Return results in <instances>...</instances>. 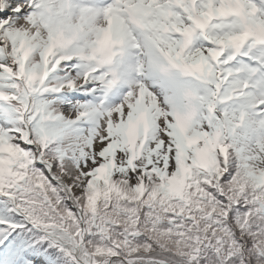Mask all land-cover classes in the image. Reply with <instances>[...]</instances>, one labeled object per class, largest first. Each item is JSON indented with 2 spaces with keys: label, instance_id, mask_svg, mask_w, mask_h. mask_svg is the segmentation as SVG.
<instances>
[{
  "label": "snow or ice",
  "instance_id": "6c2138e0",
  "mask_svg": "<svg viewBox=\"0 0 264 264\" xmlns=\"http://www.w3.org/2000/svg\"><path fill=\"white\" fill-rule=\"evenodd\" d=\"M0 264H264V0H0Z\"/></svg>",
  "mask_w": 264,
  "mask_h": 264
}]
</instances>
